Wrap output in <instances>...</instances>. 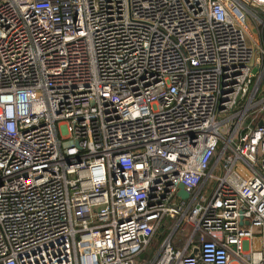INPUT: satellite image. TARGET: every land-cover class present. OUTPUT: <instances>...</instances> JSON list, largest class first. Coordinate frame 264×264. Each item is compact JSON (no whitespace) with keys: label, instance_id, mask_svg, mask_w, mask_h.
<instances>
[{"label":"built area","instance_id":"obj_1","mask_svg":"<svg viewBox=\"0 0 264 264\" xmlns=\"http://www.w3.org/2000/svg\"><path fill=\"white\" fill-rule=\"evenodd\" d=\"M0 264H264V0H0Z\"/></svg>","mask_w":264,"mask_h":264},{"label":"crops","instance_id":"obj_2","mask_svg":"<svg viewBox=\"0 0 264 264\" xmlns=\"http://www.w3.org/2000/svg\"><path fill=\"white\" fill-rule=\"evenodd\" d=\"M168 221H169V220H164L162 224H167ZM163 226H164V225H163ZM163 226H162V227H163ZM161 231H163V229H160V230L154 235L153 240H152V243H153L154 245H155L156 240H157V242H158V240H159V241H160V244H161V242H162V240H163V239L160 240V238H159V235H160ZM190 231H191V227H190L189 225H185V228H184V230H183L181 236H182L183 238H186L187 235H188V233H189ZM183 238H182V241H184ZM159 247H160V245L158 246V248H156V246H155V251H154L153 254H155V253L158 251ZM193 249H194V248L191 247V248L189 249V251L191 252ZM138 258L143 259V258H146V256H143L142 253H141V254L138 256Z\"/></svg>","mask_w":264,"mask_h":264},{"label":"trees","instance_id":"obj_3","mask_svg":"<svg viewBox=\"0 0 264 264\" xmlns=\"http://www.w3.org/2000/svg\"><path fill=\"white\" fill-rule=\"evenodd\" d=\"M172 222L173 221H168V223L167 224H160L159 225V227H158V230H157V232L160 230V229H163V231H161V233H160V235H159V238H160V240L161 239H164V237L167 235V233L170 231V225L172 224ZM164 225V226H163ZM163 226V227H162ZM156 232V233H157ZM155 246L156 245H154L153 243H151V245H150V247H148L149 249H148V251H147V256L149 257L148 259H150L152 256H153V253H154V251H155ZM146 256V257H147ZM143 259H147V258H143Z\"/></svg>","mask_w":264,"mask_h":264},{"label":"rangeland","instance_id":"obj_4","mask_svg":"<svg viewBox=\"0 0 264 264\" xmlns=\"http://www.w3.org/2000/svg\"><path fill=\"white\" fill-rule=\"evenodd\" d=\"M246 24H247V29H248L249 33H250L251 35L255 36V34H257V33H256L257 31L255 30V26H256V24H255V21L253 20V18H252L251 16H249V15H247V17H246ZM173 224H174V223H172V224L169 226L170 229H171V227L173 226ZM155 245H156V248H158V246L160 245V241L158 240V242H157V240H156ZM148 249H149V248H148ZM148 249H146V250L142 253L143 256H147L146 253H147ZM146 258L148 259L149 257L147 256Z\"/></svg>","mask_w":264,"mask_h":264},{"label":"water","instance_id":"obj_5","mask_svg":"<svg viewBox=\"0 0 264 264\" xmlns=\"http://www.w3.org/2000/svg\"><path fill=\"white\" fill-rule=\"evenodd\" d=\"M178 195L182 198V199H186L188 197V193L184 190L182 184L178 185Z\"/></svg>","mask_w":264,"mask_h":264}]
</instances>
